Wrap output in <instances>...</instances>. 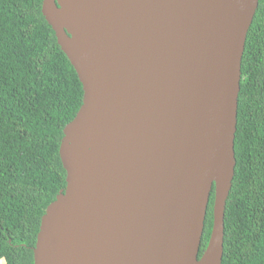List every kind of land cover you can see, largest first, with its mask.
Returning a JSON list of instances; mask_svg holds the SVG:
<instances>
[{
	"label": "water",
	"instance_id": "water-1",
	"mask_svg": "<svg viewBox=\"0 0 264 264\" xmlns=\"http://www.w3.org/2000/svg\"><path fill=\"white\" fill-rule=\"evenodd\" d=\"M259 0H42L83 86L34 264H222ZM214 191L213 227L200 257Z\"/></svg>",
	"mask_w": 264,
	"mask_h": 264
},
{
	"label": "trees",
	"instance_id": "trees-1",
	"mask_svg": "<svg viewBox=\"0 0 264 264\" xmlns=\"http://www.w3.org/2000/svg\"><path fill=\"white\" fill-rule=\"evenodd\" d=\"M83 86L42 15V0H0V262L34 264L41 219L66 188L59 150ZM236 168L222 264H264V0L242 62ZM214 191L200 257L213 227Z\"/></svg>",
	"mask_w": 264,
	"mask_h": 264
},
{
	"label": "crops",
	"instance_id": "crops-1",
	"mask_svg": "<svg viewBox=\"0 0 264 264\" xmlns=\"http://www.w3.org/2000/svg\"><path fill=\"white\" fill-rule=\"evenodd\" d=\"M1 262H3V264H6V261L5 260H2Z\"/></svg>",
	"mask_w": 264,
	"mask_h": 264
},
{
	"label": "rangeland",
	"instance_id": "rangeland-1",
	"mask_svg": "<svg viewBox=\"0 0 264 264\" xmlns=\"http://www.w3.org/2000/svg\"><path fill=\"white\" fill-rule=\"evenodd\" d=\"M0 264H3V262H0Z\"/></svg>",
	"mask_w": 264,
	"mask_h": 264
}]
</instances>
